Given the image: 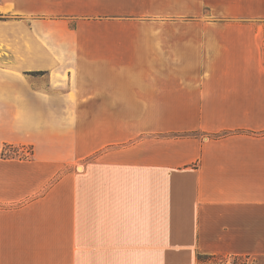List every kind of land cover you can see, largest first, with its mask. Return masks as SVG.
I'll list each match as a JSON object with an SVG mask.
<instances>
[{"label":"crops","instance_id":"obj_1","mask_svg":"<svg viewBox=\"0 0 264 264\" xmlns=\"http://www.w3.org/2000/svg\"><path fill=\"white\" fill-rule=\"evenodd\" d=\"M201 256L264 264V0H0V264Z\"/></svg>","mask_w":264,"mask_h":264},{"label":"rangeland","instance_id":"obj_2","mask_svg":"<svg viewBox=\"0 0 264 264\" xmlns=\"http://www.w3.org/2000/svg\"><path fill=\"white\" fill-rule=\"evenodd\" d=\"M34 19H37V18H31V17H26V26H27V24H31V23H33V20ZM26 36H28V34L26 33ZM10 146V147H9ZM20 146H22V145H20ZM20 146H17V145H8V150H9V153H8V157H11V158H13V157H16L15 156V154L17 153V149H18V147H20ZM26 146H28V145H26ZM30 147V146H29ZM5 148H7L6 146L4 147V149ZM3 154H4V150H3ZM5 155V154H4ZM5 155V157H7ZM10 155V156H9ZM224 259L226 260V258H223L222 257V260H223V264H231V261L230 262H228V261H225L224 262ZM217 262V263H216ZM222 261H219V259H218V261H214V260H209V261H207L206 262V264H220ZM232 264H239V261H235V262H232Z\"/></svg>","mask_w":264,"mask_h":264},{"label":"built area","instance_id":"obj_3","mask_svg":"<svg viewBox=\"0 0 264 264\" xmlns=\"http://www.w3.org/2000/svg\"><path fill=\"white\" fill-rule=\"evenodd\" d=\"M7 148H5L4 149V154L6 155H8V153H9V150H8V146H6ZM10 147V146H9ZM30 153H31V148L29 147V146H26V145H22V146H20V147H18V149H17V153L15 154V156L16 157H18V158H26V157H28L29 155H30ZM6 155V156H7ZM10 156V155H9ZM8 157V156H7ZM225 261H228V262H230V260L228 259V258H226V260L224 259V262ZM242 263H244V262H241V263H239V264H242Z\"/></svg>","mask_w":264,"mask_h":264},{"label":"trees","instance_id":"obj_4","mask_svg":"<svg viewBox=\"0 0 264 264\" xmlns=\"http://www.w3.org/2000/svg\"><path fill=\"white\" fill-rule=\"evenodd\" d=\"M200 261L204 262V261H209V260H214V261H222L220 264H223V260L222 257H218V256H201L199 257ZM217 263V262H216Z\"/></svg>","mask_w":264,"mask_h":264}]
</instances>
